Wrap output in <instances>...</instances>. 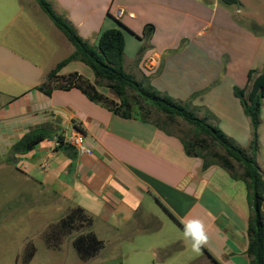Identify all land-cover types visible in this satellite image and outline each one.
<instances>
[{
    "label": "crops",
    "instance_id": "1",
    "mask_svg": "<svg viewBox=\"0 0 264 264\" xmlns=\"http://www.w3.org/2000/svg\"><path fill=\"white\" fill-rule=\"evenodd\" d=\"M25 1L0 0L1 170L11 173L14 167L39 184L40 192L48 188L58 195L65 203L56 209L59 220L70 209L82 208L103 243L97 229L107 233L136 227L160 211L182 232L189 221L203 223L208 239L199 248L201 261L249 264L245 253L251 213L244 183L218 166L204 170L201 159L185 155L177 138L139 120L114 116L77 89L54 90L49 96L38 91L74 48L34 0ZM46 1L91 45L103 31L122 24L125 72L247 149L250 122L234 89L248 87L250 71H264V0H237V6L229 7L217 0ZM118 10L123 12L119 18ZM148 26L152 28L145 37ZM150 58L154 65L149 68ZM80 65L71 62L59 75L77 73L94 83L93 74ZM73 125L82 131L90 155L56 145ZM41 127L52 136L27 154L12 153L25 134ZM258 138L255 161L264 173V102ZM74 197L81 204L73 203ZM12 229L13 223L0 227V264L14 262L3 238Z\"/></svg>",
    "mask_w": 264,
    "mask_h": 264
},
{
    "label": "trees",
    "instance_id": "2",
    "mask_svg": "<svg viewBox=\"0 0 264 264\" xmlns=\"http://www.w3.org/2000/svg\"><path fill=\"white\" fill-rule=\"evenodd\" d=\"M40 10L52 24L64 35L73 46L74 52L60 61L46 76L38 91L49 96L54 90L77 89L89 101L99 104L114 116L122 119H135L152 125L170 135L164 126L173 125L180 120L191 128V137L179 138L183 151L188 157L199 158L202 168L218 166L237 181L244 183L247 192V203L250 217L247 225L246 256L249 264H264V173H261L255 154L259 148L258 128L262 102H264V71L248 73V87L234 89V95L240 101L244 115L251 127V139L247 149L236 146L216 126L208 123L206 118H199L186 106L175 102L166 95H161L151 87H143L123 67L124 35L126 28L118 22L117 28L103 31L99 34L96 44L91 45L76 33L75 28L62 16L56 14L46 0H34ZM224 6H237V0H217ZM145 30V37L151 31ZM79 62L86 66L94 76L95 82L90 83L77 73L60 76L59 72L67 64ZM102 84L116 98L111 99L98 92L96 86ZM152 113L164 118V126L151 122ZM76 128H80L75 125ZM48 130L41 127L37 132L25 134L12 147L14 155H24L31 152L46 138ZM59 144L62 139L59 138ZM66 150L70 149L68 145ZM92 219L80 207L70 209L67 214L55 224L48 226L44 236L48 248L57 249L64 236L78 233L72 240V246L82 261L93 258L103 247V243L92 231ZM183 228V227H182ZM184 229V228H183ZM35 254V248L26 247L23 264H29ZM212 264H218L210 258Z\"/></svg>",
    "mask_w": 264,
    "mask_h": 264
},
{
    "label": "rangeland",
    "instance_id": "3",
    "mask_svg": "<svg viewBox=\"0 0 264 264\" xmlns=\"http://www.w3.org/2000/svg\"><path fill=\"white\" fill-rule=\"evenodd\" d=\"M80 67H84L93 78L86 66ZM137 82L143 87L147 86L144 81ZM97 87L103 95L116 100L105 86L99 84ZM149 120L161 126L165 124L163 116L156 113H152ZM164 127L170 136L178 140L192 136L191 128L180 120ZM47 130L46 136H52V131ZM1 159L0 157V161ZM21 162L14 163L21 167L24 161ZM25 176L14 167L11 173L7 168L6 174L0 168V227L13 223V229L3 237L7 239V255L10 249L12 251L10 254L14 259L13 264H23L28 245L35 248V257L30 264H212L206 258L201 261L203 255L200 250L193 251L183 239V232L160 211H155L154 218L142 221L136 227L128 225L123 230L107 233L97 229L100 238L104 240V243L100 240L103 247L87 261H82L70 244L78 234L76 232L64 236L57 249L48 248L44 236L48 226L59 220L56 215L57 207H64L65 203L48 188L40 192V185L29 181ZM36 176L35 173L33 177L37 179ZM71 200L75 204L82 202L75 197ZM18 251L19 258L15 262Z\"/></svg>",
    "mask_w": 264,
    "mask_h": 264
},
{
    "label": "built area",
    "instance_id": "4",
    "mask_svg": "<svg viewBox=\"0 0 264 264\" xmlns=\"http://www.w3.org/2000/svg\"><path fill=\"white\" fill-rule=\"evenodd\" d=\"M123 14L122 10L116 12V16L119 18ZM154 60L150 58L148 62V67H153ZM62 139V143L72 147L78 155L88 156L91 154V150L85 144V138L82 132H80L75 125H73L69 130L65 131L59 137ZM59 138L56 139V145L59 143Z\"/></svg>",
    "mask_w": 264,
    "mask_h": 264
},
{
    "label": "clouds",
    "instance_id": "5",
    "mask_svg": "<svg viewBox=\"0 0 264 264\" xmlns=\"http://www.w3.org/2000/svg\"><path fill=\"white\" fill-rule=\"evenodd\" d=\"M183 239L193 251H198L208 239L203 223L200 220H192L186 223L183 229Z\"/></svg>",
    "mask_w": 264,
    "mask_h": 264
}]
</instances>
